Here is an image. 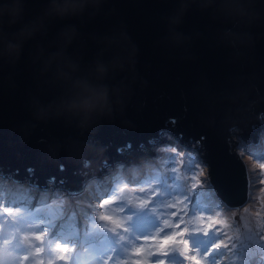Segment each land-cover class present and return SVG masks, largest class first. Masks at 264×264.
<instances>
[{
	"label": "water",
	"instance_id": "1",
	"mask_svg": "<svg viewBox=\"0 0 264 264\" xmlns=\"http://www.w3.org/2000/svg\"><path fill=\"white\" fill-rule=\"evenodd\" d=\"M262 118L264 0H0V177L79 189L169 131L237 207L232 130L256 140Z\"/></svg>",
	"mask_w": 264,
	"mask_h": 264
},
{
	"label": "rangeland",
	"instance_id": "2",
	"mask_svg": "<svg viewBox=\"0 0 264 264\" xmlns=\"http://www.w3.org/2000/svg\"><path fill=\"white\" fill-rule=\"evenodd\" d=\"M234 132L232 151H238L248 174L247 198L237 207L216 196L207 163H201L194 145L169 132L151 148H134L142 153L141 161L147 160L144 172L127 173L132 166L128 162H116L115 170L110 164L99 165L104 175L84 182L82 190L91 185L87 193L72 195L62 183L49 180L65 194L48 190L49 197L39 192V209L32 213L29 208L35 205L29 203L25 217L10 209L13 195L22 198V192H28L27 181L13 184L14 179L0 177V183L5 182L0 191V264H111L115 253L110 254L107 245L95 249L92 238L101 231L116 232L114 220H121L117 237L122 236L125 251L118 264H155L152 236L175 252L167 259L171 264H242L245 259V264H264V130L257 142L246 144L238 138L240 131ZM120 155L129 158L124 147ZM259 196L263 200L252 206ZM85 207L92 210L80 216ZM66 219L70 221L62 227Z\"/></svg>",
	"mask_w": 264,
	"mask_h": 264
},
{
	"label": "trees",
	"instance_id": "3",
	"mask_svg": "<svg viewBox=\"0 0 264 264\" xmlns=\"http://www.w3.org/2000/svg\"><path fill=\"white\" fill-rule=\"evenodd\" d=\"M19 181H23V180H19ZM6 182H10V181H6ZM2 183H5V182H2ZM2 183H0V191H2V186L4 185ZM10 183L16 184L17 182H10ZM24 184H26V183H24ZM28 187H29L28 185H25L24 189L25 188L28 189ZM49 191H45L49 197H51V195L54 193L65 194V193H59L60 191H58V190H54L53 192H51L52 194H49L50 193ZM38 193L39 192H37L36 190H30V191L28 190V192L23 191L22 192V198H20L19 195L16 193L15 195L12 196V199L15 200V204L11 206L10 210L15 211V212L20 213V214H24V217H25V211L29 208V206H28L29 203L30 204L32 203L35 206L32 209L31 208H29V209L32 213H34L37 209H39V207H37V202L41 201L40 195ZM26 198L28 200H26ZM24 199L27 201V204H25V205L22 204L24 202ZM85 209H87V212H88V210H91V208H89V207H86ZM69 221L70 220H68V219L64 220L61 223V226L62 227L67 226ZM114 221H115L116 232H109V231L108 232H103V231L98 232L96 234V236L92 238L93 247L98 250V247H101L102 245H107L108 251L110 254H113L114 252H116V254L124 255L125 251L121 249L122 244H121L119 238L117 237L118 231H119L118 225L121 223V220H114ZM100 225H102V223H100ZM150 242H153L151 244L155 248L156 256H154V258H153L156 260L155 264H171L167 259L170 258L171 254H173L175 256V252L169 247H166V246L162 247V245L160 246V240L156 239L155 237H153L150 240ZM114 249H118V250L114 251ZM109 260L111 261V264H118V262L115 261L114 257L110 258ZM241 261H242V264H245L247 260L245 259V260H241ZM138 264H140V263H138Z\"/></svg>",
	"mask_w": 264,
	"mask_h": 264
},
{
	"label": "clouds",
	"instance_id": "4",
	"mask_svg": "<svg viewBox=\"0 0 264 264\" xmlns=\"http://www.w3.org/2000/svg\"><path fill=\"white\" fill-rule=\"evenodd\" d=\"M110 110V109H109ZM261 129H263L264 130V127L263 128H261ZM239 130V129H238ZM167 132H169V131H164V132H162V134H161V137L160 138H153L152 139V141H150V145H153V143H158V141L160 140V139H164V138H162V136H163V134H167ZM172 136H173V134L171 133V132H169ZM232 134H235V133H232ZM259 136V133H257V137ZM174 137V136H173ZM175 139H178L177 137H174ZM238 138L239 139H241V140H243V142H244V144H246V143H250V140H252V141H254V142H257L258 140H257V138H256V140H253V139H250L249 141H245L244 140V138L241 136V134H239L238 135ZM233 139V138H232ZM179 141H182V140H180V139H178ZM183 142V141H182ZM238 143L240 142V141H237ZM166 143V142H165ZM232 143L233 144H236V142L234 141V140H232ZM144 143H140L139 144V146L141 147L142 145H143ZM240 144V143H239ZM241 147H242V145H240ZM122 147H124V150L126 151V156L127 157H129V158H123V157H121V148ZM150 148H151V146H150ZM150 151H151V149H150ZM133 153L134 152V149H131V148H128V146H119L118 148H117V150L115 151V153H113L112 155H113V159H111L110 161H107V162H105V163H101L100 164V166H106V165H108V164H110V166H113L114 167V164L116 163V162H118V161H121V162H123V163H131L132 164V166L129 168V171L131 170V172H127V173H138L139 172V170H141V171H145L146 170V168L144 167V165H143V162H146V161H141V158L142 157H140V159L139 160H132L131 159V157L130 156H128V153ZM194 152H196V151H194ZM152 153V155L154 154L153 152H151ZM197 153V152H196ZM197 155H198V157H199V159L201 160V163L204 165V162H203V160L201 159V157L199 156V154L197 153ZM117 156H119L120 158L118 159L117 158ZM149 160V159H148ZM99 165H97V170L96 171H94V170H92L89 174H87L86 176H85V178L83 179V181H82V185H81V187H79V189H68V190H65L66 192H67V194H69V195H72V194H77V192H79V194H82L83 192H88V190L91 188V185H87L86 186V188H85V190H82L84 187H83V185H84V182L85 181H87L88 179H90V178H99V176H102V175H104V173H105V170H102V169H100L99 167H98ZM209 168H208V166H207V170H208ZM114 170H115V167H114ZM122 171H124L123 169H121ZM109 171H110V169H109ZM120 172V170L119 171H117V172H115L113 175H112V177H113V179L114 178H116L117 176H118V173ZM208 178H209V176H208ZM9 179V178H8ZM9 180H12V179H9ZM12 181H14V182H17V183H22V181H19V180H16V179H14V180H12ZM50 182L48 181L47 182V187L46 188H34V187H32L31 186V184L27 181V185L29 186L28 187V189L27 190H36L37 192H42V191H48V190H50L51 192H53L54 190H58V186H56L54 183L51 185V184H49ZM100 183V182H99ZM49 186H53L54 187V189L53 188H49ZM116 185H113V187H115ZM59 189H61V188H59ZM63 190V189H62ZM82 190V191H81ZM58 191H61V190H58ZM80 191H81V193H80ZM78 194V195H79ZM86 208V207H85ZM85 208H80V211H79V215L80 216H82L86 211H87V209H85ZM92 210V209H91ZM79 222H82V217H80V219H79ZM93 224H94V221H93ZM92 224V225H93ZM118 233L120 234H122V232H121V230L119 229V231H118ZM152 238H153V236H152ZM151 238V239H152ZM120 242L123 244V241H122V236H121V239H120ZM150 242V241H149ZM115 253V260L116 261H118V259L121 257V254H116V252H114Z\"/></svg>",
	"mask_w": 264,
	"mask_h": 264
},
{
	"label": "bare ground",
	"instance_id": "5",
	"mask_svg": "<svg viewBox=\"0 0 264 264\" xmlns=\"http://www.w3.org/2000/svg\"><path fill=\"white\" fill-rule=\"evenodd\" d=\"M263 119V118H262ZM260 120V119H259ZM256 125L258 126V123H255V124H253L252 125V127L253 128H256V129H258V127H256ZM253 130V129H252ZM260 131V130H259ZM259 133V132H258ZM147 146V145H146ZM204 155V154H203ZM204 157L206 158V156L204 155ZM90 160H91V158H89ZM244 163V165H245V169H246V164H245V162H243ZM246 173H247V169H246ZM186 175V174H185ZM248 175V174H247ZM103 179H104V177H103ZM50 181H52V180H54L56 183H62V182H60V181H56L55 179H53V178H51V179H49ZM104 181V180H103ZM63 184V183H62ZM64 185V184H63ZM57 186V185H56ZM64 187L68 190L69 188L68 187H66L65 185H64ZM262 198H260V196L258 197V199H257V201L258 200H261ZM263 200V199H262ZM264 201V200H263ZM259 202L260 201H258V203L256 202L255 204L256 205H252V206H257V204H259ZM227 216H231V214L229 213V215H227ZM228 224H230V219L228 218Z\"/></svg>",
	"mask_w": 264,
	"mask_h": 264
}]
</instances>
